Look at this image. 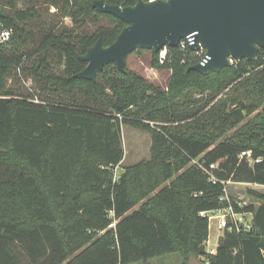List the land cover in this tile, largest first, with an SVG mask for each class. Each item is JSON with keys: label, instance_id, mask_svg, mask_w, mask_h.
I'll use <instances>...</instances> for the list:
<instances>
[{"label": "trees", "instance_id": "1", "mask_svg": "<svg viewBox=\"0 0 264 264\" xmlns=\"http://www.w3.org/2000/svg\"><path fill=\"white\" fill-rule=\"evenodd\" d=\"M92 1L0 0L12 30L0 45V264H149L169 253L181 264L193 254L264 264V194L251 190L262 202L231 197L252 213L250 229H224L214 253L200 251L209 235L200 212L227 205L226 184L264 185V50L206 75L188 69L199 61L189 47H167L162 61L135 50L170 72L165 88L114 63L94 81L75 77L86 65L78 56L126 25ZM122 125L150 135V158L115 178ZM247 150L260 160L239 156Z\"/></svg>", "mask_w": 264, "mask_h": 264}, {"label": "water", "instance_id": "2", "mask_svg": "<svg viewBox=\"0 0 264 264\" xmlns=\"http://www.w3.org/2000/svg\"><path fill=\"white\" fill-rule=\"evenodd\" d=\"M91 6L126 25L109 45L97 39L78 56L86 65L75 77L94 81L109 63L124 72L135 50L159 52L181 40H189L193 51L205 50V61L188 67L204 75L234 60H254L264 50V0H136L133 5L93 0Z\"/></svg>", "mask_w": 264, "mask_h": 264}, {"label": "rangeland", "instance_id": "3", "mask_svg": "<svg viewBox=\"0 0 264 264\" xmlns=\"http://www.w3.org/2000/svg\"><path fill=\"white\" fill-rule=\"evenodd\" d=\"M64 21L67 24L70 23V20L68 18H66ZM149 59H150V54L147 51L133 52L127 56L126 66L127 68L134 70L139 74L143 75L145 78H147L155 85H158L161 88H165L170 72L167 70H157L155 68L150 67ZM26 84L29 85V81H27ZM208 94H209L208 90L204 91L203 93L193 92L192 97L194 99L204 98V100H206ZM121 131H122V143H123L124 155L120 165L114 169L115 178H118L119 174L126 167L131 166L141 160H147L150 158L151 139H150V135L147 132L134 128L129 125H122ZM156 190L154 192H156ZM250 190L264 194V186L262 185L236 183L231 181L226 184V193L234 200L239 201L242 204L254 203L255 205H257L259 202H262L261 200L253 197L250 194ZM139 204L140 203H138L135 206V208ZM115 222L116 221L114 220L112 225L110 226H114ZM221 234L222 231L216 228V219L214 218L210 219L208 239L204 244L201 245L206 250V252H209L211 249L215 250V247L218 242V238ZM15 249L18 254V257L20 258V261H24L25 256L22 250L19 247H16ZM128 264H143V263L131 262ZM149 264H181V257L177 253H169L151 258L149 260ZM188 264H205V262H203L201 256L193 254L190 257Z\"/></svg>", "mask_w": 264, "mask_h": 264}, {"label": "built area", "instance_id": "4", "mask_svg": "<svg viewBox=\"0 0 264 264\" xmlns=\"http://www.w3.org/2000/svg\"><path fill=\"white\" fill-rule=\"evenodd\" d=\"M12 36V30L8 27H6L4 24L0 23V45H3L7 43ZM190 41L181 40L179 42V46L181 48L189 47ZM166 48L164 47L159 51V58L160 61H162L165 58L166 55ZM196 54L199 56V63H203L206 59L205 50L203 48H200L199 50H195ZM240 157L246 158L249 162L253 161H259L260 159H254L252 157L251 150L242 151L239 155ZM195 162V160H193ZM216 164H210V168H215ZM203 169V167H201ZM205 172L209 174V179L212 180V182H215V177L213 174L209 171V169H204ZM221 200H224L227 202V205L224 207H219L214 210H205L201 211V215H206L208 217V220L210 219H216V228L220 231H223L224 229H236V230H249L251 226V219H252V213L250 212H236L233 208L231 197L226 193V186L224 188V195L221 197ZM236 204L239 206L243 205L241 202L236 201ZM214 249H211L209 253H214Z\"/></svg>", "mask_w": 264, "mask_h": 264}, {"label": "crops", "instance_id": "5", "mask_svg": "<svg viewBox=\"0 0 264 264\" xmlns=\"http://www.w3.org/2000/svg\"><path fill=\"white\" fill-rule=\"evenodd\" d=\"M245 184H251V183H245ZM262 186H264V185H262ZM191 257V256H190ZM190 259V258H189Z\"/></svg>", "mask_w": 264, "mask_h": 264}]
</instances>
